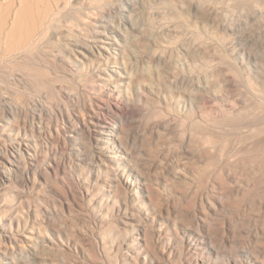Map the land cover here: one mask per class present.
Segmentation results:
<instances>
[{"label": "bare ground", "instance_id": "bare-ground-1", "mask_svg": "<svg viewBox=\"0 0 264 264\" xmlns=\"http://www.w3.org/2000/svg\"><path fill=\"white\" fill-rule=\"evenodd\" d=\"M1 1L3 0H0V59L22 55L32 50L33 46L38 44V40H42L47 34L49 30L47 25L51 23V18L48 20V15L43 14L51 10L50 7L44 6L43 0H36L34 3L33 0H19V9L12 19L9 18V14L15 5V0ZM70 1L67 0L66 3L69 4ZM249 1L252 2L249 13L255 19V22L250 24L258 25L259 28H255H258L256 30L259 32L254 30L255 28H252L254 31L247 29V23L244 28L233 21L220 7L223 2L210 7L202 0H188L185 5L194 19L206 21L219 31L232 34L234 37L230 48L235 51L241 42L244 46L243 40L250 41L256 36L260 37V40L261 37L264 38V28L261 27V23L264 22V0ZM251 15L248 18L252 17ZM85 18L80 16L75 19H65V21L75 20L79 26L83 25L85 35L64 31L65 29L59 27L50 33V37H58L61 41L68 40L65 41V47L74 53L75 58L72 60L73 67L68 66L67 70L84 80L87 87L89 86L88 93H75L74 90L64 88L66 102L60 106L56 104L58 105L55 111L58 112L56 124L45 123L46 118L53 114L55 105L50 106L36 100L38 105L36 109L39 111V115L36 116L34 112L30 113L31 108L28 104L24 106L6 95L0 97V108H2L0 125L9 123V120L13 119L25 128L26 135L29 131L33 134L30 139L21 138L11 131L8 136H0V156H4L5 159L0 162L3 163V167L0 168V264H19L20 261L24 264H36V260L42 259L39 250L44 248L45 244L54 252L56 250L61 252L54 236L65 221L56 215L54 210L49 211L51 216H45L41 208L35 210L34 223L47 231L48 241L36 239L28 246L25 239L13 231L16 215L8 211L12 204L10 201L7 203L6 198L9 196L7 189L15 185L14 182L36 185L42 179L50 180L55 177L49 176V165L53 163L51 159H55L54 149L46 147L47 154L41 158L38 156L41 160L36 159L41 147L36 133L66 145L63 130L69 132L75 141H77L76 135L86 139L87 154L84 153L79 157L80 159L87 157L89 163L98 165L96 192L95 189L86 188L80 196L81 199L89 198L97 207L94 217L99 222L96 224L101 225L103 228L101 231L105 234L100 235L99 231L88 232L83 229L78 230L79 233H74V238L82 244L89 242V249L94 251L97 258L95 264H104L99 258L104 250L101 243L109 239H112L114 244L117 243L115 245L117 251L125 257L139 258L142 250L138 245H130L128 241H138L142 234L145 237L142 241L147 252L145 255L150 258L151 264H264V259L259 260L261 257L264 258V160L253 165L261 172L260 175L245 176L247 160L239 158L233 161L231 157L234 154L227 155L224 151L226 147H221L223 143L224 146L227 145L231 139L227 136L225 131L227 129L245 132L246 138L248 140L250 138L252 143L264 144V65L246 63L244 58L246 54H244L240 59L236 58L238 60L235 62V68L232 67L233 65L214 66L218 80L221 81L219 84L221 83L220 86L226 92L238 89L242 81H238L239 72L246 76L247 83L244 86L247 91L245 93L244 89L238 91L241 100L249 104L246 105L247 108L243 105L241 108L235 102L230 110L221 104L219 110L212 114L211 118L206 119L196 110L200 101L197 105L191 102L196 118L189 121L191 126L187 128V132L185 120L182 118L184 108L187 106L186 102L189 101L186 99L188 96L181 94L176 96L175 101L174 98L167 100L170 109L162 117L143 122L140 119L142 108L137 104L132 91L140 86H150L155 91L159 83L148 85L147 71L137 68L133 60H139L141 57L147 63H158L159 71L162 70L164 76L170 77L169 82L173 88L181 84L186 85L190 91V87H193L192 90L198 92L200 100L210 99L211 93L209 96L199 91L201 89L199 83H203L197 70L200 64L195 60L193 65L183 64L186 48L182 45L175 44L170 39L167 43L157 42L160 36L176 35L178 28L173 22H165V24L163 22L149 29L148 32L143 30L145 28H141L139 35L143 37L147 47L139 52L131 48L132 38L134 40L135 37L133 32L136 30L132 21L123 20L116 23L105 21L103 18V20L89 21ZM152 40L156 41L155 46L150 42ZM187 41L192 47V55L200 56L203 49L200 39L197 36H189L186 43ZM245 48L244 52L247 50ZM174 56L178 59L173 60ZM186 86L183 90H187ZM83 99L84 103L81 105ZM82 107L87 117L81 111ZM72 108L76 109V112ZM177 108L182 114L175 112ZM243 108L247 109L246 113L241 112ZM139 130H163L171 134H179L182 136H179V140L186 153L191 155V159L207 162V165L216 168L217 174L211 172L215 176L212 174L208 176L207 173V176H203L202 173L206 171L201 173L198 170L195 173L196 171L190 167L188 175L191 176H184L188 180L184 188L177 186V179L173 178L169 186L186 204L180 209L171 208L168 194L147 184L145 187L141 186L138 178ZM39 162L45 166L41 171L44 176H40L41 174L37 176L36 164ZM18 171L22 176L14 178L13 173ZM237 171L244 172L237 176ZM15 187L20 189L18 186ZM17 191L25 195L24 190ZM67 193L64 190V195ZM109 197L114 199L111 206L105 205ZM160 197H163L166 203L159 201ZM56 199L57 197L54 198ZM143 207L148 211L143 212L140 209ZM170 211L183 216L187 229L193 226L192 237L181 235L178 216L175 217L172 226L155 223L158 217L171 218ZM27 216L26 211L21 207L18 210V222L21 227L20 223L23 220L26 230L29 229ZM6 226L10 228L6 229ZM130 228L132 232L129 231ZM134 228L136 231H133ZM26 238L31 239V236L27 235ZM126 243L128 248L124 254L123 245ZM240 256H246V259L243 261Z\"/></svg>", "mask_w": 264, "mask_h": 264}, {"label": "rangeland", "instance_id": "rangeland-1", "mask_svg": "<svg viewBox=\"0 0 264 264\" xmlns=\"http://www.w3.org/2000/svg\"><path fill=\"white\" fill-rule=\"evenodd\" d=\"M35 1L36 0H33V3ZM187 1L188 0H71L70 3L67 4V0H43L42 3L44 6H48L51 9L50 11L43 13L48 15V20L51 18V23L47 25L49 30L47 34L43 36L42 40H38V44L36 46L34 45L32 50L30 49L29 51L22 53V55L20 54L0 59V97L1 95H6L8 98L11 97L21 104H24V106H27L28 104L31 108L30 113L33 114L34 112L36 116L39 115V111L36 109L38 108V105H36L35 102L36 100H40L50 106L55 105L53 107V114L45 120L46 124L54 125L58 122L56 119L58 112L55 113L57 106H60L61 104L63 105L66 102L64 88L72 91L74 90L75 93H88L87 90H89V86H86L84 80L79 79L67 70L68 66L73 67L72 60L75 58L74 53L65 47V41L68 40L61 41L58 37H50V33L57 27L65 29L64 31H71V33H79L82 35L85 30L82 29L84 27L83 25L79 26L75 20L65 21V19H75L83 16L86 17L85 20L87 21L90 19H104L105 21H115L116 23L123 20L132 21L135 23L134 28H136V30L133 32L135 35L134 40L131 37L133 41L131 42V48L133 50L137 49L139 52L144 51L147 47V43H145L143 37L139 35L141 34V28H145L143 30L148 32L149 29L158 26L161 23L163 24V22L164 24L165 22H173L178 28L176 35L160 36L158 37L159 39L157 42L162 41L167 43L170 39L175 44L182 45L183 48H186L185 59H182L184 60L183 64L187 65L191 63V65H193L195 62L200 64H197L200 66L197 70L198 73H200V79L203 83H199L201 88L199 91H202L205 94L207 93L208 95L211 93V96L209 95L210 99L200 100V98H198V92L196 93L194 89L193 91V87L190 86L191 90L190 88L189 90L191 92L188 91L186 85L182 86L179 84L173 88L169 82L170 77L164 76L165 74L161 73L162 70L159 71L160 68L158 63H147L143 58L141 59V57L139 60H133V63L137 68L147 71L146 77L148 85L151 83H159V85L156 84L157 87L154 89L155 91H153L150 86L136 87L135 90L132 91L137 104L142 108L140 119H142L143 122L149 120L153 121L155 118L158 119L162 117L163 114L170 109L167 100H172L174 98L175 101L177 99L176 96H180L181 94L185 97H189H186L189 103L186 102L187 106H185L184 111L182 110L184 116L182 119L185 120L186 131L187 128L191 126L189 121L196 118L195 111L192 109V103L197 105L200 101L197 108L196 106L195 108L197 112L202 114L206 119L211 118V115L219 110L218 108L222 105L224 108L230 110L232 109L233 104L236 103L237 106H240L241 108L243 106L247 108L246 105L248 106L249 104H245V101L241 100L239 92L241 89H244V93L247 91V88L244 86L247 83L246 76L239 72L238 81H242H240L241 83L238 85V89L236 91L233 89V91L229 90V92H226L222 86H220L221 83L219 84L221 81L218 80L217 71L214 69V66L223 65V67H231L233 65L232 67L235 68V62L238 60L236 58L240 59L244 54L247 55H244L246 63L250 65H256L255 63H257V65H264V38L261 37L262 40H260V37L257 38L256 36L251 38L253 41L250 39L251 42L248 39L243 40L244 46H242L241 42V45L239 44L237 46L238 49L236 48L234 51L230 48L234 36L232 34H226L224 31H219L217 28L213 27L211 23L194 19L186 8L185 4ZM202 1L206 5H210V7H215L220 5V2H223L220 7H222L225 13H227L237 24L245 28V24L247 23V29L249 28V30L255 27L259 28L258 25H251L255 22V19L253 15L249 13L250 8H252V2L249 0ZM1 2H5V0ZM94 8H100L101 10ZM18 9L19 0H15V5L9 14L10 19L15 17ZM249 15L253 17H250L253 20L248 18ZM170 17L172 20H170ZM261 24L262 26H260L264 28V22ZM258 28H255L254 30ZM256 31L259 32V30ZM258 32H256V34ZM83 35H85V33ZM189 36H197L202 43L203 49L198 57L192 55V47L188 41L186 43ZM3 37L5 38V35H3ZM150 42L153 46L156 45L155 40ZM243 47H246L245 49H247L245 52ZM130 51L131 50L129 49V52ZM180 58L181 57H179V60ZM176 59H178V57L174 56L173 60ZM131 60L132 59L130 58V61ZM207 84L209 85L207 86ZM185 86L187 90H183L185 89ZM175 87H177V89ZM178 87L179 89L183 87L181 88L182 92ZM185 91L189 93H186ZM190 93L191 95H189ZM33 99L35 103L33 102ZM83 103L84 99L81 101V105H83ZM240 107L239 109H241ZM245 108H243L241 112L243 111V113H246L247 109L245 110ZM0 110L2 111V108H0ZM72 110L76 112V109L72 108ZM81 111L84 112L87 117V113L83 107L81 108ZM175 112L181 113L178 108ZM61 124L63 125L64 123L61 121ZM10 131L17 136L26 139H30L33 135L30 131L28 132V135H26L25 128L13 119H10L9 123L0 125V136H8ZM225 131L227 136H230L231 138L227 145L224 146L225 143H223V146H221L223 148L226 147L224 149V151H226L225 153L229 156L230 154H234L231 157L233 161L238 160L239 158L247 160V168L244 170L245 172L242 171L241 173L240 171L239 173L243 174L244 172L246 173L245 176L260 175L261 172L254 167V164L264 160V144L261 143L258 145L252 143L250 138L249 140L246 138L247 134L240 130L227 129ZM63 133L66 136V145H61L57 140L53 141V139L48 136L40 135L38 132L36 133L39 143L41 144V147H39V151L37 152V157L39 156L41 158L47 154L46 147H50L52 150L54 149L53 158H55L56 161L55 159H51V163H53L49 165V176L55 177L50 180L42 179V181L38 182L36 185H30L27 182L22 185L18 183V181L14 182L15 185L13 184L11 185V188L7 189L9 196L6 198V202L8 203L10 201L12 204V207L8 211H10L11 214L16 215L13 231L23 237L28 246L36 239L48 241L47 231L45 232V230H42V227H39V225L34 223L36 221L35 210L37 208H41L45 212V216H51L49 211L54 210L56 215H59V217L65 221L64 225H60L59 231L55 233V236L53 235L56 242L60 245L61 252L57 250L54 252L53 249H49V246L45 244L44 248H40L39 250L41 251V254L39 255L42 259H40V261L36 260V264H55V262L56 264H95L97 258L94 251L89 249V242L82 244L79 240L74 238V233H79L80 231L78 230L83 229L88 232L99 231L100 235L105 234L101 231V229H103L101 225L99 223L96 224V222H99L94 217L97 207L89 200V198L81 199V193L86 188L92 190L95 189L96 192L97 186L95 185L98 183L96 182L98 165L92 162L89 163L87 157H85V159H80L79 157L86 153L85 151L88 145L86 139L76 135L77 141H75L70 136L69 132L63 130ZM179 136V134H171L166 131L164 132L163 130H139L138 133V160L140 169V172L138 171V178L141 186L145 187V184H147L165 194H168L170 196L169 204L171 205V208L178 209L182 208L183 204L185 205L186 203L180 195L175 193L171 186H169L172 179L176 178V185L184 188L188 182L187 178L184 176H191V174L188 175L190 167L196 171L195 173H197L198 170L201 173L206 171L204 172L205 174L202 173L203 176H207V174L209 176V174L215 173L216 170L215 167L214 169L211 165H207V162L191 159V155H188L184 150L183 144L179 140ZM237 152L239 155H235ZM39 157L36 159L41 160ZM14 158L17 159L15 156ZM2 160L5 161L4 156L1 155L0 162ZM38 160L36 161L38 162ZM36 165V169L38 170L37 176L40 174V176H44L41 171H43L45 166L40 162ZM1 167H3V163H0V168ZM204 168L206 170H204ZM239 173L237 176H240ZM215 174H212V176H215ZM13 176L16 178V176H22V174L18 171L13 173ZM15 186H18L20 189ZM17 190H24L25 195H21ZM64 190L68 192L65 195ZM55 197H57L56 200H54ZM159 201L166 203V200L163 197H160ZM113 202V197H109L105 201V205L111 206ZM21 207L26 211V215H28L26 219L29 220V229L27 230L24 227L25 223H22L24 222L23 220L20 223L22 224L21 227L18 222V210ZM140 209L143 212L148 211L145 207ZM170 212L171 218L162 219L158 217L155 223L172 226L173 223H175V217L178 216V225L180 226L181 235L192 237L193 226L190 224V228L187 229L185 227L183 216L180 213H175L173 211ZM95 225L97 227H95ZM9 228L10 226H6V229ZM135 228H137V226ZM135 228L133 231H136ZM129 231L132 232L131 228ZM27 235H30L31 239L26 238ZM141 236V239L138 241H128L130 245H138L140 250H142L139 258L125 257L122 255V253L117 251L115 246L117 243L114 244L112 239L105 240L103 244L101 243V247L104 250H102L103 254L100 255L99 258L104 264H151L150 258L145 255L147 252L144 250V244L142 242L145 237H143V234ZM128 243L123 245L124 254L128 248ZM242 245H244V243ZM245 246H247V244H245ZM240 258L244 261L246 256H240ZM261 259L263 260L264 258L261 257L259 260L261 261ZM21 263L24 264L20 261L19 264Z\"/></svg>", "mask_w": 264, "mask_h": 264}]
</instances>
